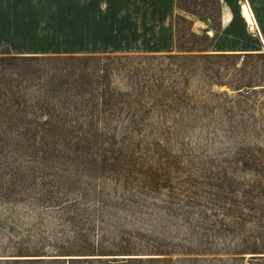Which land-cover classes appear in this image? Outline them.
Returning a JSON list of instances; mask_svg holds the SVG:
<instances>
[{
	"label": "rangeland",
	"instance_id": "374dc122",
	"mask_svg": "<svg viewBox=\"0 0 264 264\" xmlns=\"http://www.w3.org/2000/svg\"><path fill=\"white\" fill-rule=\"evenodd\" d=\"M208 2L203 17L177 10L181 35L188 28L181 21L185 18L199 36L211 38L218 30L211 53L264 55L263 13L255 8L254 30L241 12L242 5L250 7L249 0H220V22L214 0ZM29 34L0 31V83L11 79L21 84V106L27 109L39 104L36 94L43 82L38 74L21 78L18 68L23 64L12 58L59 50L50 46L52 40H33ZM176 53L83 56L85 60L74 64L64 60L69 56L48 55L41 57L60 60L27 63L32 71H44L46 64L75 74L85 69L92 83L110 94L126 95L163 79L165 86L186 92L188 107L182 120L157 107L152 119L136 126L131 125L133 115L123 113L116 120L105 115L96 128L109 135L118 132L115 141L33 142L0 133V264H249V256H261L245 254L242 261L236 255L264 246L259 216L243 207L242 197L227 193L219 198L213 193L219 187L248 188L257 182L264 186L263 167L237 166L241 155L264 156V56L244 62L161 57ZM247 83L259 87L240 94L226 87ZM6 92L0 107L15 106V97ZM115 98L118 108H133L136 122L140 120L136 97ZM66 102L50 105L59 108ZM68 103L69 110L83 105L74 97ZM152 104L148 98L142 102L146 108ZM189 115H195V124ZM160 116L178 118L190 130L178 135L170 118L163 126Z\"/></svg>",
	"mask_w": 264,
	"mask_h": 264
},
{
	"label": "trees",
	"instance_id": "16d2710c",
	"mask_svg": "<svg viewBox=\"0 0 264 264\" xmlns=\"http://www.w3.org/2000/svg\"><path fill=\"white\" fill-rule=\"evenodd\" d=\"M208 0H177L176 7L178 10L185 12L194 17H203L207 15V5ZM214 8L216 10V17L218 22L221 20V7L220 0H214ZM178 17V16H177ZM177 17L175 19V39H176V54L175 55H166L161 56L172 61H188V60H231L237 61L242 60L244 62L247 58L253 57H263V54H235V53H211V48L214 46L216 39L219 36L217 29L214 30L213 37H208L206 35L199 36L192 31L191 23L185 18H181V21L185 22L188 25V28L181 35ZM219 26V25H218ZM183 41V42H182ZM187 41V42H186ZM190 45V46H188ZM197 53L199 55H193ZM181 54V55H180ZM156 57V56H151ZM84 57H74L69 56L65 57V61L72 62L71 64L85 60ZM89 59V58H87ZM155 59V58H153ZM1 61H4L3 58H0ZM58 57H39V56H20L13 57L12 61L16 63L23 64L18 70H22L23 73L19 76L23 79H28L32 75H40L39 79L43 82L41 89L37 92L39 96V104L33 105V107L27 109L22 105V99H24L25 94H21L22 86L14 80L2 81L0 83V98H7L8 92L11 93V96L15 97L16 105L15 106H1L0 107V133L2 136H12L20 140L27 141H46V140H76V141H92V140H101L103 138H108L115 141L118 132H113V134H107V132H100L96 128V122L103 124V116L107 115L110 119L116 120L123 113L126 115H133L134 117L131 120V125L136 126L134 123L138 124L139 122H147L150 118L152 119L155 115V109L157 107L167 108L171 111L169 116H177L179 118L185 119L188 104L186 102L187 94L183 90H178L171 86H165L163 79L156 81V84L153 87L148 86H138L137 90H134L132 93L121 94L117 91L110 94L105 90H102L98 83L93 84L91 75L88 76L85 73V69L81 70L80 74H75L67 70H59L56 67L48 68V64L44 67V71H32V68L27 66L28 62H40V61H59ZM207 65H214L209 63ZM15 66V65H14ZM6 71V70H5ZM4 73H9L8 70ZM42 74V75H41ZM71 82L74 85L71 87ZM25 83V82H23ZM100 87V88H99ZM231 91H234L240 94L242 90L252 89L259 87L254 83H247L243 86H238L231 88L226 86ZM2 88V89H1ZM7 89V90H4ZM29 89V88H28ZM27 89V90H28ZM98 89V90H97ZM73 91V92H72ZM26 92V91H25ZM75 92V95L73 94ZM115 96L123 100L125 97H136L137 103L136 106L142 109L140 120L136 122L137 116L132 114L133 108L128 109L126 112H123L121 108H118V101ZM78 98L82 101L83 105L79 108H73L69 110L70 99ZM146 98L153 101V104L146 108L142 106L143 100ZM63 99L68 101L62 103L59 108L56 106L50 105V102ZM87 102H93L94 105L92 108L86 105ZM13 104H15L13 102ZM168 115L170 112H165ZM165 114V115H166ZM169 116H160L161 125L164 126L170 118V122L173 125V129L177 134L187 135L190 127L187 124L182 125L174 117ZM157 117V115L155 116ZM194 118L195 115H189V119ZM75 120V121H74ZM71 122H73L71 124ZM194 119L190 123L195 124ZM70 125V126H69ZM72 125V126H71ZM69 126V127H68ZM197 128V127H192ZM164 130V129H161ZM142 131L141 129L138 132ZM128 132H130L128 130ZM151 133V132H150ZM159 134V133H157ZM237 166H240L241 169H256L257 167L264 168V156H255V155H241L237 159ZM229 193L235 197H242L245 199L246 203L243 205L250 213L256 214L260 218L261 224L264 226V186L261 182H257L254 185L249 186L248 188H242L240 186H232L225 190L222 187L217 188L213 193L214 196L222 198ZM226 197V196H225ZM237 207H235L232 212L236 213ZM261 238H258L256 242L260 243ZM251 254V255H261L260 257L249 258V264H264V246L255 247L246 252H241L236 255L240 257L242 261L244 258L242 255ZM118 260V259H114ZM124 262L128 261H143L142 259H122ZM126 260V261H125ZM147 261L154 262L158 259H146ZM115 263L117 261H114Z\"/></svg>",
	"mask_w": 264,
	"mask_h": 264
},
{
	"label": "crops",
	"instance_id": "0c3cea01",
	"mask_svg": "<svg viewBox=\"0 0 264 264\" xmlns=\"http://www.w3.org/2000/svg\"><path fill=\"white\" fill-rule=\"evenodd\" d=\"M176 2L177 0H0V31H28L31 32L27 35L28 38L42 41L50 39L53 41L50 46L59 49L54 52L18 55L83 57L172 54L176 52ZM249 2L250 7L242 5L241 12L243 7L247 8L256 26L254 13L259 10L264 14V0Z\"/></svg>",
	"mask_w": 264,
	"mask_h": 264
},
{
	"label": "bare ground",
	"instance_id": "6f19581e",
	"mask_svg": "<svg viewBox=\"0 0 264 264\" xmlns=\"http://www.w3.org/2000/svg\"><path fill=\"white\" fill-rule=\"evenodd\" d=\"M242 13H243V17H244V20L246 21V23L248 25L255 26L254 21H253V17L251 15L250 11L247 8L243 7ZM252 29H253V27H252Z\"/></svg>",
	"mask_w": 264,
	"mask_h": 264
},
{
	"label": "water",
	"instance_id": "95a60500",
	"mask_svg": "<svg viewBox=\"0 0 264 264\" xmlns=\"http://www.w3.org/2000/svg\"><path fill=\"white\" fill-rule=\"evenodd\" d=\"M259 37H260V35H259ZM250 258H252V257H255V256H249ZM260 257V256H259Z\"/></svg>",
	"mask_w": 264,
	"mask_h": 264
}]
</instances>
